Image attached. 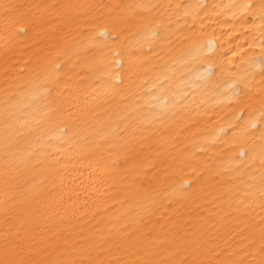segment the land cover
Listing matches in <instances>:
<instances>
[{"label":"bare ground","instance_id":"6f19581e","mask_svg":"<svg viewBox=\"0 0 264 264\" xmlns=\"http://www.w3.org/2000/svg\"><path fill=\"white\" fill-rule=\"evenodd\" d=\"M0 264H264V0H0Z\"/></svg>","mask_w":264,"mask_h":264}]
</instances>
